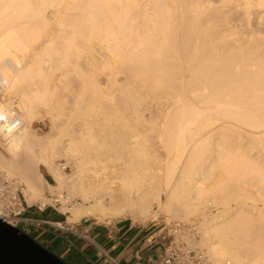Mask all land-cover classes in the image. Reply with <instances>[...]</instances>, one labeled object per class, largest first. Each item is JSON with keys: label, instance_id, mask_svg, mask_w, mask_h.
Masks as SVG:
<instances>
[{"label": "bare ground", "instance_id": "obj_1", "mask_svg": "<svg viewBox=\"0 0 264 264\" xmlns=\"http://www.w3.org/2000/svg\"><path fill=\"white\" fill-rule=\"evenodd\" d=\"M0 116L27 205L264 264V0H0Z\"/></svg>", "mask_w": 264, "mask_h": 264}, {"label": "crops", "instance_id": "obj_2", "mask_svg": "<svg viewBox=\"0 0 264 264\" xmlns=\"http://www.w3.org/2000/svg\"><path fill=\"white\" fill-rule=\"evenodd\" d=\"M31 207L25 217L36 223L29 227V235L69 264H155L167 242L166 227L158 221L101 222L86 217L67 223L61 215L42 213V208L34 213ZM62 223L66 224L63 230L55 226Z\"/></svg>", "mask_w": 264, "mask_h": 264}, {"label": "built area", "instance_id": "obj_3", "mask_svg": "<svg viewBox=\"0 0 264 264\" xmlns=\"http://www.w3.org/2000/svg\"><path fill=\"white\" fill-rule=\"evenodd\" d=\"M0 120H3L1 116ZM18 124L19 121L15 119L11 127H16ZM27 209L23 184L15 177L0 171V219L17 228L21 226V230L29 234V227L36 221L25 217ZM57 227L61 230L64 229L61 224H58ZM172 229L173 234L166 238V245L155 264H214L206 250L191 248L186 243L188 237L200 238L199 230L195 225L191 226L177 221Z\"/></svg>", "mask_w": 264, "mask_h": 264}, {"label": "water", "instance_id": "obj_4", "mask_svg": "<svg viewBox=\"0 0 264 264\" xmlns=\"http://www.w3.org/2000/svg\"><path fill=\"white\" fill-rule=\"evenodd\" d=\"M0 264H67L32 236L0 219Z\"/></svg>", "mask_w": 264, "mask_h": 264}, {"label": "rangeland", "instance_id": "obj_5", "mask_svg": "<svg viewBox=\"0 0 264 264\" xmlns=\"http://www.w3.org/2000/svg\"><path fill=\"white\" fill-rule=\"evenodd\" d=\"M50 125L51 124L49 123V120L47 119V116L44 117V118H41V119H36L34 121V123H33L34 129L36 130L37 134H39L40 137H43V136L46 135V133H49L50 132V129H51V126ZM0 152L3 153L4 155H7L6 150L2 147L1 144H0ZM40 170L43 173L46 181H48L51 184H55L52 176L49 175V173H48V171H47V169L45 167L42 166L40 168ZM67 171L70 173L71 172L70 168H68ZM46 193L50 197H54V198H57L58 197L57 195H52L48 190H46ZM60 205H61L60 202H55L54 204L47 205L46 207L43 208L44 209V212H42V213H49V214H52V215H61V216H63L65 218L64 220L67 222L66 219H67V216L69 215V213H62V211H61L62 208H61ZM39 208H41L40 207V204H34V205H32V207L29 210L30 211H33L34 213H38V211H40ZM213 210H215L214 207H211L210 208V212L211 211L213 212ZM90 218L95 219L97 221H101V222H108V221L110 222V220H108V219H103L102 220V219H99V218H96V217L95 218L94 217H90ZM158 223L161 224L163 228L166 227L165 229H166V235H167V237H168V235H172L173 234L172 227H173L174 223L171 226H168V225H166L164 219H162V218L159 219ZM65 225H66L65 223H62V226L63 227H65ZM55 226H57V225H55ZM33 227L35 228L36 226H33ZM19 229H22V227L20 226ZM199 233L201 234V232H199ZM201 239H202V234L200 235V238H198L196 240H201ZM42 246L44 248H46L47 250H49L51 253H53L56 256H58L61 260H63L67 264H69V262L66 259H64L61 256L57 255V253H55L54 251H52L51 249H49L48 247H46V245H42ZM204 250L208 251L206 248H204ZM207 254H208V252H207ZM210 259H211V257H210Z\"/></svg>", "mask_w": 264, "mask_h": 264}]
</instances>
